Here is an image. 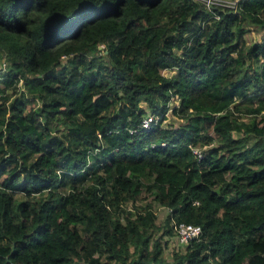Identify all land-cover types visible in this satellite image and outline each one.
Segmentation results:
<instances>
[{
	"label": "trees",
	"instance_id": "16d2710c",
	"mask_svg": "<svg viewBox=\"0 0 264 264\" xmlns=\"http://www.w3.org/2000/svg\"><path fill=\"white\" fill-rule=\"evenodd\" d=\"M214 12L0 0V264H264V0Z\"/></svg>",
	"mask_w": 264,
	"mask_h": 264
},
{
	"label": "built area",
	"instance_id": "2783aa9c",
	"mask_svg": "<svg viewBox=\"0 0 264 264\" xmlns=\"http://www.w3.org/2000/svg\"><path fill=\"white\" fill-rule=\"evenodd\" d=\"M200 3H202L207 9H209L213 16L216 17V14L214 12L215 8H235L238 0H195ZM102 46V44H101ZM63 57V56H62ZM177 101H173V103H170V106L173 104H177ZM172 104V105H171ZM167 115L170 116V113L167 112ZM157 117H154L152 114H147L141 121V125L143 127L148 128L154 120H156ZM192 152L197 158V160L201 159L203 157V149L202 147L194 146L192 147ZM168 210V209H167ZM172 228L175 233V239L178 244H184L187 240H190L192 238H197L201 232V228L197 224L193 223H187V222H176L172 221Z\"/></svg>",
	"mask_w": 264,
	"mask_h": 264
},
{
	"label": "rangeland",
	"instance_id": "374dc122",
	"mask_svg": "<svg viewBox=\"0 0 264 264\" xmlns=\"http://www.w3.org/2000/svg\"><path fill=\"white\" fill-rule=\"evenodd\" d=\"M264 35V30L260 28V26H249V30L244 34V40L246 45H249L253 42H257L260 40V38ZM4 62L0 63V70L2 69V65ZM163 74H170L171 72L168 70H162ZM242 119H246V116L243 115L241 117ZM173 121H175L174 119H172ZM234 135H238V132H235ZM139 198L136 199V201L134 202V204H144L145 202H150L152 204V207L155 211L156 214V219L155 221L160 224L161 226H164V221L166 219V215H167V209L164 208L161 205L156 204L153 200L151 195H149L147 193L146 190L143 189V191H141V193L139 194ZM126 205H130L131 201H127L125 203ZM175 234H172L171 236H165L163 238V256L170 258L172 252L174 250H179L182 249V246L180 244L177 243L176 239H175Z\"/></svg>",
	"mask_w": 264,
	"mask_h": 264
}]
</instances>
